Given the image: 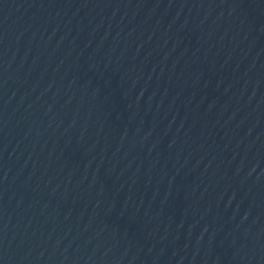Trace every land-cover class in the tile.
<instances>
[{"label":"water","instance_id":"95a60500","mask_svg":"<svg viewBox=\"0 0 264 264\" xmlns=\"http://www.w3.org/2000/svg\"><path fill=\"white\" fill-rule=\"evenodd\" d=\"M68 264H264V0H203L132 117Z\"/></svg>","mask_w":264,"mask_h":264}]
</instances>
